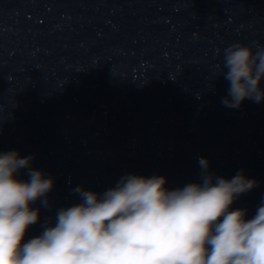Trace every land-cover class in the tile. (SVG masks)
I'll use <instances>...</instances> for the list:
<instances>
[{
  "label": "water",
  "instance_id": "1",
  "mask_svg": "<svg viewBox=\"0 0 264 264\" xmlns=\"http://www.w3.org/2000/svg\"><path fill=\"white\" fill-rule=\"evenodd\" d=\"M0 264H264V0H0Z\"/></svg>",
  "mask_w": 264,
  "mask_h": 264
}]
</instances>
